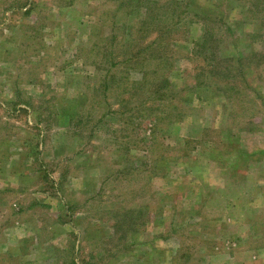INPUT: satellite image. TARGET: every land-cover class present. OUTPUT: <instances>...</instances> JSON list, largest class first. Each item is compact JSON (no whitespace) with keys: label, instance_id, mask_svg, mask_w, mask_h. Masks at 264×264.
<instances>
[{"label":"rangeland","instance_id":"rangeland-1","mask_svg":"<svg viewBox=\"0 0 264 264\" xmlns=\"http://www.w3.org/2000/svg\"><path fill=\"white\" fill-rule=\"evenodd\" d=\"M0 264H264V0H0Z\"/></svg>","mask_w":264,"mask_h":264},{"label":"trees","instance_id":"trees-1","mask_svg":"<svg viewBox=\"0 0 264 264\" xmlns=\"http://www.w3.org/2000/svg\"><path fill=\"white\" fill-rule=\"evenodd\" d=\"M138 3H140V2H138ZM208 32L210 33V30H209L208 27L205 26V31H204V33H203V37H204V35H205V37H206V34H207ZM208 36H209V35H208ZM208 40H209L208 38H204V39H202L201 42H198V43H197V56H198L199 54H202L203 50L205 49V46H206L207 43H208ZM152 42H156V39H153ZM135 55H137V53H135ZM135 55H134V56H135ZM202 63H203V65H202L201 69H205L206 67H209V68H208V71H209L210 69L212 70V67H211V65H210L211 63H209V57H208V55L203 56Z\"/></svg>","mask_w":264,"mask_h":264}]
</instances>
